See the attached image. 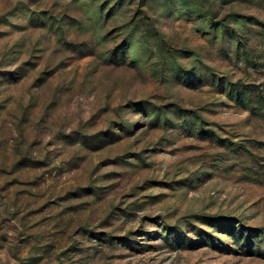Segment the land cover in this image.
Returning a JSON list of instances; mask_svg holds the SVG:
<instances>
[{
    "label": "rangeland",
    "instance_id": "374dc122",
    "mask_svg": "<svg viewBox=\"0 0 264 264\" xmlns=\"http://www.w3.org/2000/svg\"><path fill=\"white\" fill-rule=\"evenodd\" d=\"M0 264H264V0H0Z\"/></svg>",
    "mask_w": 264,
    "mask_h": 264
}]
</instances>
